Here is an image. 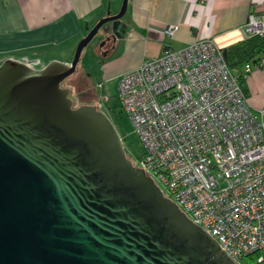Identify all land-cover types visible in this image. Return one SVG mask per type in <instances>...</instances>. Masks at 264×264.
Instances as JSON below:
<instances>
[{
  "label": "water",
  "instance_id": "water-1",
  "mask_svg": "<svg viewBox=\"0 0 264 264\" xmlns=\"http://www.w3.org/2000/svg\"><path fill=\"white\" fill-rule=\"evenodd\" d=\"M128 2L86 20L69 63L0 64V264H238L126 156L110 117L60 86Z\"/></svg>",
  "mask_w": 264,
  "mask_h": 264
},
{
  "label": "built area",
  "instance_id": "built-area-1",
  "mask_svg": "<svg viewBox=\"0 0 264 264\" xmlns=\"http://www.w3.org/2000/svg\"><path fill=\"white\" fill-rule=\"evenodd\" d=\"M243 31L264 36V13L250 12ZM253 68H264V52L236 72L204 38L166 46L118 84L143 144L129 159L238 264H264V106L253 109L239 84Z\"/></svg>",
  "mask_w": 264,
  "mask_h": 264
},
{
  "label": "crops",
  "instance_id": "crops-1",
  "mask_svg": "<svg viewBox=\"0 0 264 264\" xmlns=\"http://www.w3.org/2000/svg\"><path fill=\"white\" fill-rule=\"evenodd\" d=\"M107 0H0V64L7 58L42 68L51 60L69 63L76 43L106 15ZM264 13V0H129L117 27L112 49L103 60L102 79L108 80L197 39H214L224 47L246 37L243 25L250 12ZM177 24L172 37L164 27ZM112 33V32H111ZM112 52L106 53V56ZM253 109L264 106V68L245 77Z\"/></svg>",
  "mask_w": 264,
  "mask_h": 264
},
{
  "label": "rangeland",
  "instance_id": "rangeland-1",
  "mask_svg": "<svg viewBox=\"0 0 264 264\" xmlns=\"http://www.w3.org/2000/svg\"><path fill=\"white\" fill-rule=\"evenodd\" d=\"M109 3L111 13L115 14L120 10L122 0H107L108 5ZM123 18H125L124 15L121 19ZM113 27V21L106 22L102 25L89 44L82 50L80 60L74 73L60 83L61 87L69 89V96L72 99L74 107L82 104H93L97 109L103 110L107 113L108 107L110 109L109 99H118L120 75L114 76L108 80H103V71L101 67L103 60L112 58L118 54V50L114 51V49L111 48L113 46L112 40L108 38ZM108 50H111L112 52L106 56ZM107 115L110 117L114 125L117 124L118 133L121 139H125L126 143H128L127 147L131 152H126L128 151L127 147H125V144L123 145L125 154L127 153L126 156L131 158L134 151L136 153L142 152L143 144L138 134L135 132L131 121H129L128 118L123 117L119 122L111 109Z\"/></svg>",
  "mask_w": 264,
  "mask_h": 264
},
{
  "label": "trees",
  "instance_id": "trees-1",
  "mask_svg": "<svg viewBox=\"0 0 264 264\" xmlns=\"http://www.w3.org/2000/svg\"><path fill=\"white\" fill-rule=\"evenodd\" d=\"M222 52L230 69L236 72H242L245 63L255 62L258 56L264 52V36H247L239 41L222 47ZM239 84L245 94H247L245 77H243L242 74L239 76ZM109 105L116 119L120 122L124 116L118 99L110 98Z\"/></svg>",
  "mask_w": 264,
  "mask_h": 264
},
{
  "label": "flooded vegetation",
  "instance_id": "flooded-vegetation-1",
  "mask_svg": "<svg viewBox=\"0 0 264 264\" xmlns=\"http://www.w3.org/2000/svg\"><path fill=\"white\" fill-rule=\"evenodd\" d=\"M111 34H112V33L109 34L108 38L111 37ZM114 122H115V124H116L115 119H114ZM115 127H116V129H117V131H118V126H117V124L115 125ZM122 144H123V145L125 144V147L128 146V143H126V140H125V139L122 140ZM127 150H128V147H127ZM126 152H131V151L128 150V151H126ZM126 154H127V153H126Z\"/></svg>",
  "mask_w": 264,
  "mask_h": 264
}]
</instances>
